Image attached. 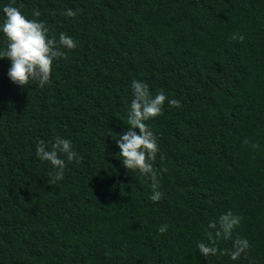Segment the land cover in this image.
<instances>
[{
    "label": "trees",
    "instance_id": "obj_1",
    "mask_svg": "<svg viewBox=\"0 0 264 264\" xmlns=\"http://www.w3.org/2000/svg\"><path fill=\"white\" fill-rule=\"evenodd\" d=\"M9 4L77 47L61 49L44 88L12 83L0 59V264H264V0H0V23ZM133 80L180 102L146 122L160 149L155 203L115 142ZM55 137L79 162L61 154L50 184L56 169L36 147ZM228 210L250 247L205 258L197 244Z\"/></svg>",
    "mask_w": 264,
    "mask_h": 264
},
{
    "label": "clouds",
    "instance_id": "obj_2",
    "mask_svg": "<svg viewBox=\"0 0 264 264\" xmlns=\"http://www.w3.org/2000/svg\"><path fill=\"white\" fill-rule=\"evenodd\" d=\"M3 13L5 19L3 23H0V31L6 36L7 47L5 51L0 52V59L7 58L11 62L8 70L10 81L24 88H28L31 84L44 88L50 83L54 60L67 59L66 52L61 49L74 50L77 42L65 33H60L58 41L54 37L50 38L49 28L44 22L27 18L12 4L6 5ZM61 14L68 17L77 15L72 9ZM40 15L41 12L38 9L32 11L33 17H40ZM232 39L243 41L244 37L233 34ZM131 88L133 99L127 111V126L115 142L120 149L122 166L127 169V172H138L150 179L152 195L149 198L155 203L159 202L164 195L159 190L158 172L153 166L160 149L157 137L146 122L163 114L166 100L173 107H180V102L176 99L169 100L163 91L153 96L148 84L142 81L133 80ZM245 143L248 141L245 140ZM61 154L65 155L69 162L73 160L79 162L69 139L55 137L50 150H46L43 140L36 147L37 157L42 161L50 162L56 169L54 174H50L52 176L50 184H55L64 177L67 164L61 158ZM160 159L162 160L163 156ZM241 219L240 216L228 210L217 220L210 221L208 224L210 231L207 232L209 243L199 242L197 244L199 252L205 258L227 254L232 260H237L250 247L246 239L239 236L233 239V232L239 227ZM167 230L166 224L158 229L161 234L166 233ZM220 240H232L233 250L226 253L225 250L219 249L216 245Z\"/></svg>",
    "mask_w": 264,
    "mask_h": 264
}]
</instances>
